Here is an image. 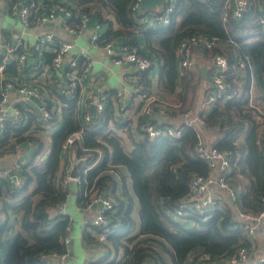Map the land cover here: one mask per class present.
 Here are the masks:
<instances>
[{
  "label": "trees",
  "instance_id": "trees-1",
  "mask_svg": "<svg viewBox=\"0 0 264 264\" xmlns=\"http://www.w3.org/2000/svg\"><path fill=\"white\" fill-rule=\"evenodd\" d=\"M132 2L71 0L66 4L75 16L81 12L96 14L106 25V41L125 37L126 43L139 47ZM106 8L114 18H105ZM260 14L257 4L236 18L222 0H177L169 24L141 30L149 50L156 55L148 56L162 61L160 82L167 93L176 90L178 79L183 87L189 80L178 76L180 41L192 35L218 38L216 46L203 53L208 58L217 53L226 55L230 62L228 81L240 89L236 98L219 102L203 114L205 126L219 135L214 143L219 149L232 152L237 173L230 175L229 181L238 191L236 203L242 212L255 216L264 213V122L254 117L249 105L251 76L248 74L245 85L238 84L234 66L239 58L248 57L253 67L255 99L264 103V29L259 23ZM75 16L73 21L77 22ZM141 76L150 87L149 70ZM57 94L55 102L62 104L61 112L54 113L49 127L43 125L32 107L26 124H8L0 134V155L24 142L36 145L19 171L22 188L0 176V250L8 241V233L15 232L4 264H47L42 254L64 252V238L72 219L57 210L69 193V185L65 187L63 181L66 164L62 146L72 132L81 128L83 136L72 147L81 159L79 163L84 162L78 204L85 208L95 191H110L117 202L110 214L113 230L107 241L97 240L99 228L95 225L83 237L86 244L103 245L116 255L109 262L103 258L90 264H191V256L198 251L220 260L242 246H252L244 221L226 204L208 219L197 214L174 219L168 213L189 195L194 174H209L207 162L194 152V127L185 125V135L178 141L136 138L129 117L119 103L112 101L114 92H108L104 111L90 121L84 120L77 98ZM52 128L48 151L46 132ZM9 210L17 215L15 223L9 219ZM52 210H56L55 215Z\"/></svg>",
  "mask_w": 264,
  "mask_h": 264
},
{
  "label": "built area",
  "instance_id": "built-area-1",
  "mask_svg": "<svg viewBox=\"0 0 264 264\" xmlns=\"http://www.w3.org/2000/svg\"><path fill=\"white\" fill-rule=\"evenodd\" d=\"M177 0H166V4L161 11H145L142 8V0H133L131 9L137 15L134 25V31L141 33L142 27L152 28L156 26H164L171 22V14L175 9ZM226 10L233 12V16L241 18L248 10L251 9L250 0H222ZM13 12L17 14L23 24L24 30L49 21L60 19L64 28L72 35H78L85 32L89 27L91 15L87 12H81L74 15L72 8L66 3H55L42 5L34 1H17L12 5ZM78 17V21L74 22L73 18ZM259 23L264 29V8L261 10ZM104 26L98 22L94 26L91 39L94 43L102 42L106 53L112 58L113 63L123 64L131 63L135 69L132 75L134 82L129 90L117 92L119 100L125 96H138L143 102V112L146 116L151 117L155 112V107H160V112L164 110L165 100L159 98L151 92L146 81L142 79V72L150 70L154 65V60L145 54H142L138 47L129 45L128 43L118 44V39L107 40L104 38ZM24 34L22 32L17 37L15 43L7 42L0 37V73L4 72L12 61L24 67L29 58L42 52L46 48H50L54 55L50 65V73L52 79L57 86L58 93L70 99L77 98L78 109L81 110L83 118L90 121L93 115L91 113V105H96V114L104 111L109 95L102 92V89L96 86L89 87L84 93L82 84L84 78L91 71L93 62L87 54L82 56L70 55L74 42L59 38L55 33L46 31L36 36V40L32 47V52L22 50L24 43ZM218 43L217 37L206 36H188L180 41L177 47V56L179 59L178 76L183 78L187 71L195 68V47L203 50L213 49ZM70 56L69 58H67ZM214 65V73L211 77V88L207 98L202 102L199 111L195 114L191 111L183 113L184 122L182 125H162L154 120L142 121L137 131L139 135L148 136L150 139L166 138L168 140H181L185 135V127H194L197 132V142L194 146V152L209 166V174H194L190 180L189 195L180 203L173 211H168L174 219H180L189 215H200L208 219L216 211L221 210L225 206V199L237 200L238 191L230 183V175L237 173V165L233 159L232 152L221 150L215 144L210 143L204 133L197 127L199 124L205 125L203 114L209 112L217 103L226 102L236 98L239 94L238 87H234L228 81V71L230 62L226 55L217 53L212 58ZM234 68L237 71L236 81L238 84L245 85L248 74L251 76V88L249 105L252 108L254 117L259 122H264V103L255 99L253 85L254 74L253 67L248 57L239 58ZM240 85V86H241ZM12 91L19 94V100L12 108H9L10 95ZM29 101H33L35 105H31ZM61 105L54 106L45 91L37 84L17 83L14 80L7 79L0 86V134L8 124H26L29 120L30 110L35 109L38 117L42 120L43 125L49 127L50 120L54 113L60 114ZM124 108V105H122ZM186 125V126H185ZM84 129L72 132L62 146V152L68 151L81 140ZM264 134V128L262 129ZM260 143V140L258 141ZM25 161L15 164L12 168L0 169V176L5 177L15 187L22 188L24 185L19 171ZM84 166V162L79 163V174L76 178H72L71 168L64 169V185L67 187L71 181L81 182L82 175L80 169ZM84 168V167H83ZM13 172V173H12ZM215 188V189H213ZM87 194V192H86ZM67 200L58 205L59 214L66 215ZM264 201V197H263ZM96 205V211L92 224L99 228V232L95 237L100 243L107 241L111 234L112 220L110 214L116 209V198L110 191H95L91 194L90 201L85 208H93ZM239 217L244 221L246 235L253 242L258 227L264 223V213L260 215H252L239 211ZM73 223L68 226V234L64 238V252L52 251L41 255L42 260L47 264H70V244L72 241ZM250 248L246 246L240 247L235 253L230 254L222 259H216L210 253L198 251L193 253L190 258L191 264H247L250 259ZM144 264H155L146 261ZM255 264H264V256L256 255Z\"/></svg>",
  "mask_w": 264,
  "mask_h": 264
},
{
  "label": "crops",
  "instance_id": "crops-1",
  "mask_svg": "<svg viewBox=\"0 0 264 264\" xmlns=\"http://www.w3.org/2000/svg\"><path fill=\"white\" fill-rule=\"evenodd\" d=\"M17 1H34L42 5L55 4V3H71V0H0V6L2 9H6L9 14L14 18H8L5 16L0 20V37L5 39L7 42L15 43L18 36L25 31L24 43L22 50H28L32 52L33 44L36 40V36L46 31H51L59 38L70 40L74 42V48L70 55L82 56L87 54L91 57L93 62V67L91 71L83 80L82 91L83 93L91 86H96L102 89V92L108 93L109 91L115 94L112 97V101L119 103L121 110L130 119V129L133 136L136 138H142L137 131L139 124L142 121L154 120L162 125H182L184 122L183 111H191L193 114L197 113L201 107L202 102L207 98L210 87H211V77L214 73V65L211 58H208L203 52L204 50L200 47H195V68L187 71L186 76L189 78L185 87L181 85L180 79H178L176 90L172 93H167L162 89L164 83L160 82V77L162 72V61H158L156 55L149 50L146 44L145 37L142 33L138 34V49L142 54L153 55L154 65L149 70L151 77V92L165 100L163 105L164 110L160 112V107H155V112L151 117H148L143 112L144 102L138 96H125L119 100L117 96L118 91L129 90L134 84L132 80V75L135 73V69L131 63L115 64L112 58L106 53L104 45L102 42L94 43L91 39L94 26L100 22L96 14H92L89 20L88 29L78 35H72L67 32L61 23L60 19L49 21L43 24L34 25L27 30H24L23 24L17 14L13 12L12 5ZM251 7L252 4H257L261 10L264 8V0H250ZM164 6H158L156 9L151 11H161ZM108 9L104 10L103 14L105 18H114L109 14ZM114 23V22H113ZM116 26V23H114ZM104 26V33L106 32V25ZM118 44L126 43L127 39L125 37L118 38ZM53 51L50 48L44 49L42 52L37 53L32 58L28 59L27 64L22 67L14 60L12 61L8 68L0 73V86L3 81L7 79L14 80L17 83H27V84H37L43 91L46 92L49 98L53 101L54 109L59 104L55 102L58 100V90L55 85L50 71V65L53 58ZM68 56L67 58H69ZM179 68V61L177 63V70ZM207 68L208 74L206 77L202 75V69ZM162 85V86H161ZM19 100V94L16 91H12L10 95L9 108ZM259 102L261 100L257 99ZM124 105V108H122ZM60 124H58L59 126ZM205 135L206 139L210 143H215L219 139V135L215 130L207 128L205 125L199 124L197 126ZM55 128V127H54ZM46 132V144L48 146V151L51 148V137L50 134L53 129ZM48 134V135H47ZM36 145L32 142H24L18 145L10 152H6L0 155V169L12 168L15 164L21 161L29 160L32 156ZM65 167H72L81 159L78 160L74 150L71 148L68 153H64ZM76 187L74 192L76 193L74 201L72 203H67L66 214L72 219L73 216L80 214L82 216L83 222L81 226L75 230L74 220L72 219V241L70 244V264H90L92 262H98L103 258H106L104 262H109L113 260L115 254L111 253L109 248L103 245H88L84 241V232L92 230V219L94 218L96 209L93 208H81L78 204V182H75ZM215 189V188H213ZM225 204L233 209L235 214L239 217V207L235 201L226 197ZM9 219L11 222L15 223L17 215L15 212L9 210ZM69 213H71L69 215ZM56 214V210H52V215ZM94 234V232H93ZM15 237V232L10 231L8 233V241L5 243L4 247L0 250V264H4L5 257L9 249V242ZM250 259L247 264H255L256 255L264 256V223L258 227L256 236L250 247Z\"/></svg>",
  "mask_w": 264,
  "mask_h": 264
},
{
  "label": "water",
  "instance_id": "water-1",
  "mask_svg": "<svg viewBox=\"0 0 264 264\" xmlns=\"http://www.w3.org/2000/svg\"><path fill=\"white\" fill-rule=\"evenodd\" d=\"M166 4V0H142V8L145 10V11H151V10H154L156 9L158 6H164ZM204 73H207L208 74V70L207 68H203L202 69V75L203 77H206V75H204ZM29 103L31 105H35V103L33 101H29ZM91 113L93 115H96V105L95 104H92L91 105ZM79 162L78 161L71 169V177L72 178H76L79 174ZM13 173V172H12ZM93 209H96V205L93 206Z\"/></svg>",
  "mask_w": 264,
  "mask_h": 264
},
{
  "label": "rangeland",
  "instance_id": "rangeland-1",
  "mask_svg": "<svg viewBox=\"0 0 264 264\" xmlns=\"http://www.w3.org/2000/svg\"><path fill=\"white\" fill-rule=\"evenodd\" d=\"M5 16H7L8 18H11V19H14L10 14L9 12L5 9H2V7L0 6V20H2V18H4ZM186 112V111H184ZM76 187V184L74 181H71L69 183V200H68V204L69 203H72L74 201V198H75V195L76 193L74 192V189ZM137 201V200H136ZM137 204V202H136ZM71 213H69L70 215ZM74 220V224L75 226L73 227V230L79 228L81 226V223L83 222V219H82V216L80 214H78V217L76 216H73L72 218ZM115 257V256H114Z\"/></svg>",
  "mask_w": 264,
  "mask_h": 264
}]
</instances>
